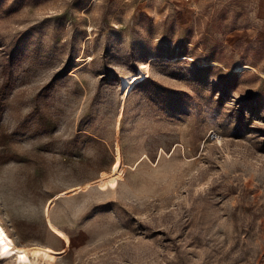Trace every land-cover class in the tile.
I'll list each match as a JSON object with an SVG mask.
<instances>
[{
    "label": "rangeland",
    "instance_id": "obj_1",
    "mask_svg": "<svg viewBox=\"0 0 264 264\" xmlns=\"http://www.w3.org/2000/svg\"><path fill=\"white\" fill-rule=\"evenodd\" d=\"M0 264H264V0H0Z\"/></svg>",
    "mask_w": 264,
    "mask_h": 264
},
{
    "label": "built area",
    "instance_id": "obj_2",
    "mask_svg": "<svg viewBox=\"0 0 264 264\" xmlns=\"http://www.w3.org/2000/svg\"><path fill=\"white\" fill-rule=\"evenodd\" d=\"M167 2H170V3H175L177 2L178 0H166ZM210 138L211 139H216V134L215 133H212L210 134Z\"/></svg>",
    "mask_w": 264,
    "mask_h": 264
},
{
    "label": "bare ground",
    "instance_id": "obj_3",
    "mask_svg": "<svg viewBox=\"0 0 264 264\" xmlns=\"http://www.w3.org/2000/svg\"><path fill=\"white\" fill-rule=\"evenodd\" d=\"M120 169H121V168H120ZM117 171H118V169H117ZM117 171H116V172H117ZM105 182H106V181H105Z\"/></svg>",
    "mask_w": 264,
    "mask_h": 264
}]
</instances>
